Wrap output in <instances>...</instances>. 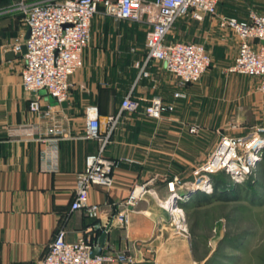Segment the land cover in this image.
I'll list each match as a JSON object with an SVG mask.
<instances>
[{
  "label": "crops",
  "instance_id": "0c3cea01",
  "mask_svg": "<svg viewBox=\"0 0 264 264\" xmlns=\"http://www.w3.org/2000/svg\"><path fill=\"white\" fill-rule=\"evenodd\" d=\"M18 2L0 0V264H38L61 227L67 241L83 235L96 243L108 222L101 252L132 253L137 258L135 264H199L190 237L176 228L173 217L166 213L168 203H157L149 192L164 194L174 177L185 184L190 156L197 160L203 155L198 141L196 146L193 143L194 137L190 150L192 127L198 133L204 126L193 115L204 106L190 103V88L198 90L204 85L180 88L163 62L146 60L144 36L152 15L144 13L141 20H114L101 9L91 21L81 67L69 78V98L64 104L56 103L39 91L52 119H38L27 108L32 93L22 87V55L5 58L9 51L16 54L12 45L26 32ZM219 3L218 14L243 17L247 12L245 1L239 9L233 4L227 10ZM185 15L175 22L167 40L198 42L230 64L237 39L230 31L219 29L217 15H205L201 21ZM176 90L183 91L185 97L175 100L172 112L159 119L145 114L152 97L170 102ZM127 94L139 102L135 112L120 110ZM90 105L97 108L98 132L101 139L106 138L103 156L119 161L110 187L92 185L88 190V201L99 207L94 217L82 209H71L84 157L96 153L102 142L84 137L85 110ZM110 116H117L111 130L107 127ZM49 128L61 132H49ZM52 140L57 147L55 165L48 158ZM141 185L145 192L127 211L128 224L123 227L116 215L126 208L130 192ZM182 186L175 185L180 197L185 192L179 194L177 188Z\"/></svg>",
  "mask_w": 264,
  "mask_h": 264
},
{
  "label": "built area",
  "instance_id": "2783aa9c",
  "mask_svg": "<svg viewBox=\"0 0 264 264\" xmlns=\"http://www.w3.org/2000/svg\"><path fill=\"white\" fill-rule=\"evenodd\" d=\"M102 2L104 12L114 20H141L144 13L152 15L150 28L145 32L144 47L146 60H157L164 63L167 71L172 73L180 88L196 81L209 67L210 56L205 47L198 42L167 40V35L174 22L185 14H190L194 20L201 21L205 15H217V25L220 30L230 31L237 39L236 53L227 67L228 73L257 77L258 90L264 99V13L247 9L245 16L236 17L218 14L219 0H151L144 4L143 0H37L25 2L19 0L18 9L23 15V24L28 37L22 36L12 45L13 52H20L22 45L23 69L21 83L25 91L32 93L27 104L28 111L38 119H52V113L44 108L39 91H44L56 103L66 101L70 96L69 78L82 64V52L88 46L91 32L90 25L97 12L98 3ZM147 75L146 71H142ZM185 97L181 90L173 92V99L164 102L154 96L145 108L148 117L159 119L174 110L175 100ZM139 107L137 99L129 94L120 102V110L135 112ZM86 124L84 137L102 140L96 153L84 157L83 169L75 180V195L71 209H82L89 217H94L99 209L98 204L88 201V190L92 185L110 187L112 173L118 167V160L107 159L103 156L106 138L101 139L98 132V112L94 105L85 110ZM117 116L107 119V127L111 130ZM56 127V126H55ZM49 132L60 133L56 129ZM264 126H258L249 135L238 141L222 137L219 145L211 156L194 174H213L230 163L240 166L241 157L252 148L248 146L254 136H261ZM251 135V136H250ZM49 161L55 165L57 161L56 141L52 140ZM222 147L224 149H222ZM249 150V151H248ZM222 157V164L213 167L215 157ZM172 183L177 186L184 184L177 177ZM170 184V182H168ZM144 187L134 188L127 200L126 208L116 215L120 225L128 224V210L132 209L143 193ZM183 217L176 214L172 221L176 228L184 231ZM61 227L55 233L48 245L47 251L38 264H103L106 262H126L135 264L137 258L126 252H100L91 256L95 246L88 237L79 236L75 241H67ZM150 252L149 249L146 250Z\"/></svg>",
  "mask_w": 264,
  "mask_h": 264
},
{
  "label": "rangeland",
  "instance_id": "374dc122",
  "mask_svg": "<svg viewBox=\"0 0 264 264\" xmlns=\"http://www.w3.org/2000/svg\"><path fill=\"white\" fill-rule=\"evenodd\" d=\"M244 1L248 4L246 10L251 8L264 13V0H219V7L227 10L234 4L239 9ZM101 9L102 2L97 7ZM180 18L182 16L177 20ZM208 54L209 67L196 81L189 83L190 87L198 83L204 85L198 90L190 88V103L199 102L204 106L193 112L198 117L197 122L200 120L204 126L198 133L192 127L190 150L194 148L191 142L196 146L197 140V148L203 155L197 160L190 156L188 181L183 189L177 188L179 194H185L178 197L175 191L177 195L164 209L172 217L178 213L183 217L184 232L190 237L199 264H264V160L260 154L264 141L258 146L248 145L255 149L248 150V155L244 153L240 166L227 160L226 165L231 164L236 174L225 167L209 175L193 173L211 156L222 137L238 141L256 127L264 126V99L258 90L257 77L228 73L229 60L223 56L220 60L216 52ZM260 138L264 139V133ZM222 157L213 159V167L222 164ZM204 176L206 184L201 183ZM197 194L199 205L195 200ZM180 202L185 208L179 207Z\"/></svg>",
  "mask_w": 264,
  "mask_h": 264
},
{
  "label": "bare ground",
  "instance_id": "6f19581e",
  "mask_svg": "<svg viewBox=\"0 0 264 264\" xmlns=\"http://www.w3.org/2000/svg\"><path fill=\"white\" fill-rule=\"evenodd\" d=\"M263 141H264V139H261L260 136H254V137L251 138V140L249 141L248 145L250 144V145H253V146L254 145L258 146V145L262 144ZM250 142H252V144ZM252 149H255V148H252ZM230 158H228L227 160H229ZM228 165H230V167ZM228 165L227 166H228V170L229 171H231L233 173L236 172V171H234V169H231V164H228ZM169 182H170V184L166 185V191L167 192H164V194L161 195L158 191L151 190L149 192V197L151 199H153L154 201H156L157 203H159V202L160 203H167V202L172 201L177 194L175 195L176 188H175L174 184L171 181H169ZM206 182H207V178L204 176V178H203L201 183L202 184H206ZM178 197H180V196H178Z\"/></svg>",
  "mask_w": 264,
  "mask_h": 264
},
{
  "label": "water",
  "instance_id": "95a60500",
  "mask_svg": "<svg viewBox=\"0 0 264 264\" xmlns=\"http://www.w3.org/2000/svg\"><path fill=\"white\" fill-rule=\"evenodd\" d=\"M28 37V31L25 32V35H24V39H26ZM25 52V46L22 45L21 47V51L14 54L12 53L11 51H9L8 53L5 54V58H12L14 57L15 55L18 56V55H22L23 53ZM61 103H65V101L61 102ZM110 226V222L107 223V225L104 227V229L101 231L100 235L97 237L96 239V243H95V246L94 248L92 249L91 251V256L95 255V254H98L101 252V248L103 247L104 243H105V239H106V233H107V230Z\"/></svg>",
  "mask_w": 264,
  "mask_h": 264
},
{
  "label": "trees",
  "instance_id": "16d2710c",
  "mask_svg": "<svg viewBox=\"0 0 264 264\" xmlns=\"http://www.w3.org/2000/svg\"><path fill=\"white\" fill-rule=\"evenodd\" d=\"M219 3V2H218ZM260 154L262 155V159L264 160V147H262L261 149H260ZM214 181H218V179L217 178H214ZM203 195V194H202ZM206 198V197H205ZM207 199V198H206ZM205 199V200H206ZM195 200H196V203L199 205V204H201L200 203V201H199V194H197V195H195ZM179 207H181V208H185V205H184V203H179Z\"/></svg>",
  "mask_w": 264,
  "mask_h": 264
}]
</instances>
